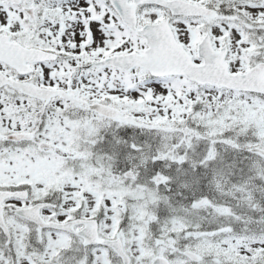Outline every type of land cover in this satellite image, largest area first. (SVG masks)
<instances>
[{"label": "snow or ice", "instance_id": "6c2138e0", "mask_svg": "<svg viewBox=\"0 0 264 264\" xmlns=\"http://www.w3.org/2000/svg\"><path fill=\"white\" fill-rule=\"evenodd\" d=\"M0 264H264V0H0Z\"/></svg>", "mask_w": 264, "mask_h": 264}]
</instances>
